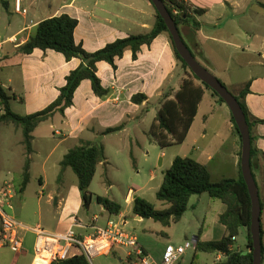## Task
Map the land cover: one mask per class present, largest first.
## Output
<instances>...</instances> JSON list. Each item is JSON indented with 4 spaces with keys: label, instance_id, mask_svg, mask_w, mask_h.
I'll return each instance as SVG.
<instances>
[{
    "label": "crops",
    "instance_id": "1",
    "mask_svg": "<svg viewBox=\"0 0 264 264\" xmlns=\"http://www.w3.org/2000/svg\"><path fill=\"white\" fill-rule=\"evenodd\" d=\"M184 1L193 8L204 10L201 16L195 17L199 23L195 41H186L194 48L197 43L199 52L207 62L205 66L210 72L220 71L224 77H228L227 81H231L228 83L236 90V96L245 84L249 83V92L244 97L245 106L252 119L262 121L252 124L249 132L254 148L250 165L260 206L262 205L260 228L264 246V0ZM14 4L15 0H0V5L8 14L17 16L15 20L8 21L6 34L0 35V71L8 70L5 81L11 85L9 93L5 91L2 78L0 86L17 104L15 110L10 108L11 111L21 116L38 112L52 103L59 95V89L64 86L65 77L81 64L77 58L66 61L63 55L52 50L43 52L35 49L29 55L19 53L18 48L33 35L39 22L61 14L76 19L74 40L89 53L115 40L148 33L155 23V10L149 0H20L21 7L27 11L25 15L16 14ZM10 39L16 41L11 42ZM177 62L168 34L163 32L150 45L141 46L136 60H133L131 52L126 50L123 56L115 61V69L105 62L97 63L96 75L101 85L109 91L108 94L97 97L91 89L90 81L83 80L75 90L73 103L65 110L64 115L56 114L34 129L31 134L30 154L26 153L22 138V148L19 151L22 159L24 162L29 159L30 167L34 154H43L46 161L55 154L63 159L69 150L81 143H100L104 147L106 159L97 166L95 176L99 172L101 178L108 175L110 167L115 168L113 161L120 162L125 158L132 160L134 177L138 179V183L133 186L134 190L129 188L124 196V204L128 210L132 209L135 197L148 202L150 198L147 196L154 194L156 198L164 172L159 177L154 172H148L146 177L142 175L145 169L143 166L150 165L153 153L155 159H159V167L166 165V170L171 166L174 157H189L207 167L213 182L239 179L241 139L233 129L227 106L218 102L210 91L205 90L187 136L183 143L178 145L179 150L167 153L148 136L160 108L159 100L162 94L176 93L185 78L184 73L178 70ZM217 63L221 66L220 70L216 68ZM237 71L243 72L240 82H234L232 78ZM136 94L145 95L146 100L141 104L133 103L131 97ZM215 110L222 114L218 127L211 126ZM117 127L121 129L105 133L107 129ZM209 133L212 136L208 141L209 146H200L199 141H204ZM13 153L10 150L7 159H12L10 156ZM138 163L142 166L141 170ZM64 171L65 169L62 172ZM61 178L50 185L46 180L45 171H42L38 177V187H30L29 181L22 192L19 191L21 180L16 182L12 178L16 195L12 199L10 214L24 226L39 225L51 233L65 232L73 219H78L84 225L83 228L76 229L79 235L92 233L90 224L105 228L109 221L123 223V229L135 235L126 228L128 221L125 220L119 203L121 212L118 215H110L100 206V215L94 216L93 222L92 219L84 222L81 217L83 204L78 187L62 188L58 183ZM4 180L5 178L0 177V185ZM106 182L108 190L111 191L114 182L110 179ZM91 194L94 195L93 192ZM204 196L208 197L202 194L193 200L192 196L188 203L191 209L205 205L212 212L208 220L204 215L202 227L197 230L196 235L192 236L191 240H184L193 243L190 249L194 251L197 240L217 241L226 232L225 227L218 222L219 215L226 210L225 205L219 200L205 199ZM91 201L92 198L84 209H89ZM163 207L167 208L168 205L163 204ZM133 220L140 222L142 218L134 216ZM21 235V252L15 254L5 247H0V264L32 263L34 235L30 232H21ZM137 240L144 252L156 262L160 261L165 246L171 244L168 242L157 248L151 246L148 241L142 243L138 237ZM229 249L241 254L250 252L245 228L239 229ZM158 252H161L160 258L156 259L155 254ZM207 254L212 256V260H206V264H218L225 260V255L221 253ZM193 256L196 258L197 253L194 252ZM93 260L95 263L89 259L90 264H124L126 250L114 247L109 254L94 257ZM261 264H264V252Z\"/></svg>",
    "mask_w": 264,
    "mask_h": 264
},
{
    "label": "trees",
    "instance_id": "2",
    "mask_svg": "<svg viewBox=\"0 0 264 264\" xmlns=\"http://www.w3.org/2000/svg\"><path fill=\"white\" fill-rule=\"evenodd\" d=\"M163 2L175 22L181 39L190 50L192 56L206 68L207 62L199 52L197 43L194 48L186 41V39L195 41L199 28V23L195 20V17L201 16L204 10L189 6L184 0H163ZM262 7L264 8V5ZM76 26L77 20L66 14L45 19L37 24L33 35L18 48V52L23 55H29L35 49L43 52L52 50L63 55L66 61H70L73 58L81 61V64L65 77V84L59 89V95L47 107L30 115L21 116L15 114L10 109V100L13 98L0 86V103L4 108L0 122L12 124L21 129L23 144L27 154L31 152V134L34 129L40 123L51 119L56 114L63 116L65 110L72 105L75 90L83 80L90 81L91 89L97 97H103L108 94L109 91L101 85L96 75L97 63L105 62L115 69V61L120 59L126 50H129L132 59L136 60L141 46L150 45L163 32L168 34L164 21L155 10V23L150 32L115 40L106 44L103 48L89 53L83 49L81 44H77L74 40L73 34ZM168 37L175 59L184 69L189 70L174 49L169 34ZM222 85L224 86L223 83ZM205 90L210 91L218 102L224 104L223 100L207 85L201 83L190 70L189 74L185 75L176 93L173 95L170 92L162 94L159 100L160 108L148 132L150 139L160 149L164 150L183 143L196 116ZM248 92L249 83H246L235 98L243 111L250 131L252 124L261 123L262 121L252 119L247 111L244 97ZM145 100L146 97L143 94H136L131 97V101L135 104H141ZM231 122L235 133L240 139L232 116ZM120 129V127L107 129L105 133L117 132ZM252 139L250 136L251 143ZM253 153L254 148L251 144L250 157H252ZM105 159V151L102 144L84 142L69 150L60 162L61 173L58 178H61L64 169L70 168L72 170L77 178V187L83 207L89 204L93 196L89 191V187L95 176L97 166L103 163ZM28 170L29 159H26L22 167V178L19 188L21 192L29 182ZM202 194L219 200L225 205L226 210L219 215L218 222L225 227L226 232L217 241L201 242L197 240L195 242V252H218L225 255V260L218 264H252L251 251L241 254L231 252L229 249L233 245L232 237H236L241 228H245L247 231V245L249 248L252 243L249 233L250 198L242 175L237 180L222 179L213 182L206 166L189 157L176 156L171 166L164 171L160 188L156 193V199L165 203L168 207L156 210L152 203L143 198L135 197L132 201L131 212L134 216H139L142 219H151L168 227L171 222L176 223L181 219L188 209V203L192 196ZM95 201L110 215L116 216L121 212L120 205L112 199L95 196ZM260 238L261 254H263L262 230ZM194 259L195 256H193ZM52 264H90V262L84 255H73L63 261H56ZM124 264H130V262L126 260Z\"/></svg>",
    "mask_w": 264,
    "mask_h": 264
},
{
    "label": "rangeland",
    "instance_id": "3",
    "mask_svg": "<svg viewBox=\"0 0 264 264\" xmlns=\"http://www.w3.org/2000/svg\"><path fill=\"white\" fill-rule=\"evenodd\" d=\"M41 1V0H40ZM17 18L16 15L8 14L4 8L0 5V35L6 34V28L8 25V21H13ZM4 51V50H3ZM178 70L184 73V75L189 74L188 69H184L179 62ZM216 68L218 70L221 69L219 63H217ZM7 73L8 70L3 69L0 71V78L5 82V91L9 93V86L5 80H7ZM220 82L224 84L227 90L233 95L236 96V90L233 87H230L227 81L228 77H224L220 71L218 73L211 72ZM243 72L237 71L232 77L234 82H240L243 78ZM17 107L16 102L14 100L10 101V108ZM228 109V108H227ZM214 120L211 122L212 127H218L221 121L222 114L215 110L214 112ZM2 116V115H1ZM0 116V117H1ZM5 125V126H4ZM10 124L0 122V177L2 178H13L16 182H19L22 178V167L24 164V159H22V155H20L19 151L21 150L22 146L20 142L22 141V133L21 130L16 126H8ZM212 136L209 135L204 141H199V145L202 147L209 146V140ZM178 145L165 149L167 153H172L173 151L176 152L179 150ZM12 150L14 153L10 156L12 159L9 158V151ZM18 155V157H17ZM109 156L111 154L109 153ZM62 161L61 157L57 154L53 155L47 161L45 160V156L43 154H34L32 156V160H30V167H29V181L30 187L37 188L38 187V177L42 174V171L46 173V180L47 182L52 185L57 182L58 176L61 173V166L60 162ZM114 167H110L108 175H105L104 178H101L100 172L98 175L95 176L92 185L90 186V191L94 193L92 197V201L89 205V209L81 210V217L84 222H89V219H92L94 216L100 215V205H98L95 201V196H102L108 199L115 200L119 203L122 207V211L125 215V220L128 221L127 229L134 232V234L139 238V240L144 243L148 241V243L153 246L159 248L166 243L171 244H178L183 243L185 238L188 240L192 239V236L196 235L197 230L202 227V220L204 215L207 216V220L212 213L209 209L205 207V205H200L194 209H191L190 206L188 207L187 211L183 214L181 219L174 223L171 222L168 227L161 225L158 222H155L151 219H142L140 222L133 220L134 215L132 214L131 210L124 204V196L128 192L129 188L134 190L136 183H138V179L134 177L135 169L132 167V160L130 161L129 158H125L124 160L118 162L113 161ZM139 170H141V164L138 163ZM145 169L142 171V175L146 177L148 172H154L158 177L161 175L162 172L166 170V165L159 167V159H155V154L151 155V163L149 166H143ZM12 179V180H13ZM105 179V181H103ZM110 179V181L114 182V187L111 191L108 190V185L106 180ZM141 179V178H140ZM64 189H71L73 186H77V178L75 174L72 172L70 168H66L64 172H62L61 182H58ZM136 195V194H135ZM149 201L153 204L156 210L165 209L163 207V202H159L155 197L154 194L150 197L147 196ZM205 199H209L210 197L204 196ZM197 196H194L192 199L194 200ZM213 201H218L216 199L210 198ZM205 226V225H203ZM144 230V231H143ZM193 249H189L183 258L180 260L179 264H206V260H212V256L207 253L196 252L197 256L193 260ZM9 253V252H8ZM10 254V253H9ZM161 252L155 254L156 259L160 258ZM92 259V262L95 261Z\"/></svg>",
    "mask_w": 264,
    "mask_h": 264
},
{
    "label": "built area",
    "instance_id": "4",
    "mask_svg": "<svg viewBox=\"0 0 264 264\" xmlns=\"http://www.w3.org/2000/svg\"><path fill=\"white\" fill-rule=\"evenodd\" d=\"M14 12L25 15L26 10L20 5V0H15ZM11 40V39H10ZM12 39L11 42H15ZM2 45L0 43V55ZM4 108L0 103V116ZM16 189L12 178H5L0 185V247L9 249L12 253H20L23 247L21 232H30L34 235V256L31 264H52L63 261L73 255H84L88 259L109 254L114 247L126 250V260L130 264H177L187 249L193 243L186 241L182 245H166L160 261H154L138 244L137 237L123 229V223L109 221L105 228L95 227L87 235H79L77 228L84 225L78 219H73L71 226L63 233H51L39 225L24 226L10 214L12 199ZM95 219H92V222ZM235 237H232V241Z\"/></svg>",
    "mask_w": 264,
    "mask_h": 264
},
{
    "label": "water",
    "instance_id": "5",
    "mask_svg": "<svg viewBox=\"0 0 264 264\" xmlns=\"http://www.w3.org/2000/svg\"><path fill=\"white\" fill-rule=\"evenodd\" d=\"M154 9L164 21L168 34L171 38L174 49L187 65L192 74L203 84L207 85L212 91H214L227 106L233 121L237 127V130L241 139V156H240V170L243 181L247 187L248 195L250 198V226L249 233L251 236V247L249 250L252 253V264H261V238H260V214L261 206L259 200V194L255 180L252 175L250 165V149L251 140L249 128L243 114V111L236 100L225 86L205 67H203L191 54L188 47L185 45L179 31L175 25L174 20L170 16L163 0H149ZM140 219L139 216H137Z\"/></svg>",
    "mask_w": 264,
    "mask_h": 264
}]
</instances>
